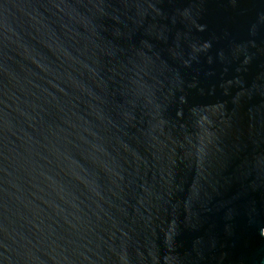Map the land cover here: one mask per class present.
Returning <instances> with one entry per match:
<instances>
[{
	"label": "water",
	"instance_id": "water-1",
	"mask_svg": "<svg viewBox=\"0 0 264 264\" xmlns=\"http://www.w3.org/2000/svg\"><path fill=\"white\" fill-rule=\"evenodd\" d=\"M0 264H264V0H0Z\"/></svg>",
	"mask_w": 264,
	"mask_h": 264
}]
</instances>
